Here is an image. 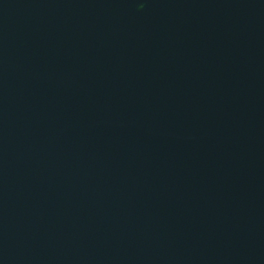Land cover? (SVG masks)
Listing matches in <instances>:
<instances>
[{
    "label": "water",
    "instance_id": "water-1",
    "mask_svg": "<svg viewBox=\"0 0 264 264\" xmlns=\"http://www.w3.org/2000/svg\"><path fill=\"white\" fill-rule=\"evenodd\" d=\"M0 264H264V0H0Z\"/></svg>",
    "mask_w": 264,
    "mask_h": 264
}]
</instances>
